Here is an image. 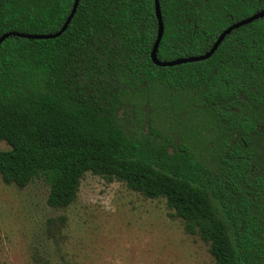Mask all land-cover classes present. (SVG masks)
<instances>
[{
	"label": "trees",
	"instance_id": "obj_1",
	"mask_svg": "<svg viewBox=\"0 0 264 264\" xmlns=\"http://www.w3.org/2000/svg\"><path fill=\"white\" fill-rule=\"evenodd\" d=\"M73 1L0 0V35L55 32ZM159 8L156 56L172 60L204 53L264 0H159ZM70 19L55 38L0 43L2 180L24 187L42 177L54 208L74 201L87 171L123 181L164 198L213 264H264V16L232 30L207 59L172 66L150 59L153 0H79ZM157 93L199 106L196 125L214 131L210 156L172 124L126 117Z\"/></svg>",
	"mask_w": 264,
	"mask_h": 264
},
{
	"label": "rangeland",
	"instance_id": "obj_2",
	"mask_svg": "<svg viewBox=\"0 0 264 264\" xmlns=\"http://www.w3.org/2000/svg\"><path fill=\"white\" fill-rule=\"evenodd\" d=\"M127 110L126 117L142 118L144 127L155 120L174 125L210 156L206 147L212 148L214 131L196 125L203 119L199 106L181 99L174 105L168 95L157 93L140 97L134 109ZM257 125L264 141V115ZM4 149L8 145L0 141ZM48 190L42 177L18 187L0 175V264L214 262L208 244L184 230L162 197H146L123 181L89 171L74 201L64 208L47 204Z\"/></svg>",
	"mask_w": 264,
	"mask_h": 264
},
{
	"label": "water",
	"instance_id": "obj_3",
	"mask_svg": "<svg viewBox=\"0 0 264 264\" xmlns=\"http://www.w3.org/2000/svg\"><path fill=\"white\" fill-rule=\"evenodd\" d=\"M154 1V11H155V16H156V21H157V31H156V37L153 42L152 48L150 50V59L155 66H172V65H177L181 63H186V62H196V61H201L207 59L209 56L212 55V53L216 50L220 42L223 40V38L228 35L232 30L248 23L251 22L255 19L261 18L264 16V8L254 12L253 14L238 20L236 22H233L232 24H228L226 28H224L219 35L216 37L215 41L211 45V47L205 51L202 54L199 55H193V56H186V57H180V58H175L172 60H159L156 56V51L157 47L159 44V41L162 37L163 33V21L161 17V12L159 8V0H153ZM79 0H74L71 10L67 17L65 18V21L63 22L62 26L55 32L52 33H24V32H17V31H7L4 32L3 34L0 35V43L8 36H18V37H23V38H29V39H48V38H55L59 36L67 27L68 23L70 22V18L74 15L76 11V7L78 5Z\"/></svg>",
	"mask_w": 264,
	"mask_h": 264
}]
</instances>
